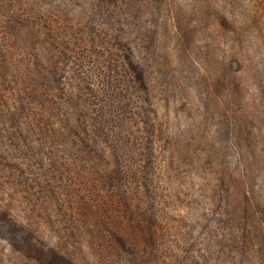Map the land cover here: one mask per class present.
Wrapping results in <instances>:
<instances>
[{
  "label": "trees",
  "instance_id": "1",
  "mask_svg": "<svg viewBox=\"0 0 264 264\" xmlns=\"http://www.w3.org/2000/svg\"><path fill=\"white\" fill-rule=\"evenodd\" d=\"M138 10L135 0H0V133L22 139L57 178L61 212L51 224L65 242L86 241L96 256L110 247L133 264H213L210 251L180 259L152 89L131 37ZM251 218L259 216L234 211L232 233L220 234L232 239L233 261L223 249L220 264H264ZM52 261L82 264L62 250Z\"/></svg>",
  "mask_w": 264,
  "mask_h": 264
},
{
  "label": "rangeland",
  "instance_id": "2",
  "mask_svg": "<svg viewBox=\"0 0 264 264\" xmlns=\"http://www.w3.org/2000/svg\"><path fill=\"white\" fill-rule=\"evenodd\" d=\"M135 2L131 37L152 89L180 259L201 261L210 251L220 264L224 249L233 261L232 239L221 242L220 234L232 233L236 209L258 214L252 226L264 239V0ZM10 139L0 133V264H45L61 250L82 264H133L109 256L110 247L96 256L86 241L60 237L51 224L61 212L51 191L57 178L22 139ZM13 216L25 225L4 223Z\"/></svg>",
  "mask_w": 264,
  "mask_h": 264
}]
</instances>
